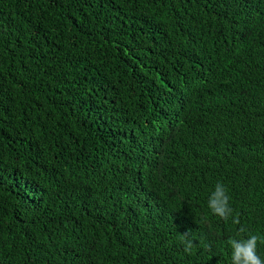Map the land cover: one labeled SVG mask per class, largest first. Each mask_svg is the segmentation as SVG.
Returning a JSON list of instances; mask_svg holds the SVG:
<instances>
[{
  "label": "trees",
  "instance_id": "16d2710c",
  "mask_svg": "<svg viewBox=\"0 0 264 264\" xmlns=\"http://www.w3.org/2000/svg\"><path fill=\"white\" fill-rule=\"evenodd\" d=\"M251 235L264 0H0V264H231Z\"/></svg>",
  "mask_w": 264,
  "mask_h": 264
},
{
  "label": "clouds",
  "instance_id": "9594fccd",
  "mask_svg": "<svg viewBox=\"0 0 264 264\" xmlns=\"http://www.w3.org/2000/svg\"><path fill=\"white\" fill-rule=\"evenodd\" d=\"M208 207L211 212L223 220H227L233 212L229 206V196L227 190L221 183L215 185L214 191L209 196ZM233 223H239V220L233 217ZM183 250L185 253H191L195 243L189 238L188 233L183 234ZM264 243V237L251 235L247 239H232L230 246L232 249L231 264H264V260L257 254V244Z\"/></svg>",
  "mask_w": 264,
  "mask_h": 264
}]
</instances>
